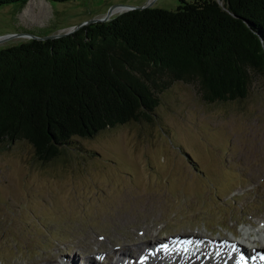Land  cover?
I'll return each instance as SVG.
<instances>
[{"label":"rangeland","instance_id":"374dc122","mask_svg":"<svg viewBox=\"0 0 264 264\" xmlns=\"http://www.w3.org/2000/svg\"><path fill=\"white\" fill-rule=\"evenodd\" d=\"M115 3L173 9L178 0L1 5L0 36L13 37L0 47L25 38L16 33L68 31L103 17ZM72 140L76 147L63 159L49 161L38 159L26 140L0 142V264H125L124 258L140 264L145 252L152 256L147 264H225L235 252L226 240L244 239L246 231L255 239L253 229L264 228L260 71H251L244 97L226 101H206L196 82L173 80L159 93L150 120ZM181 236L197 243V236L219 239L220 259L207 261L210 252L201 249L188 251L189 261L179 250H150Z\"/></svg>","mask_w":264,"mask_h":264},{"label":"trees","instance_id":"16d2710c","mask_svg":"<svg viewBox=\"0 0 264 264\" xmlns=\"http://www.w3.org/2000/svg\"><path fill=\"white\" fill-rule=\"evenodd\" d=\"M22 37L0 47V142L26 140L42 161L63 159L73 137L150 120L173 80L226 101L247 94L251 71L264 74V0H178Z\"/></svg>","mask_w":264,"mask_h":264},{"label":"bare ground","instance_id":"6f19581e","mask_svg":"<svg viewBox=\"0 0 264 264\" xmlns=\"http://www.w3.org/2000/svg\"><path fill=\"white\" fill-rule=\"evenodd\" d=\"M123 9H125V7L119 6L115 9V11L117 13V11H122ZM253 231L256 233L255 239H251L252 233L246 231L244 233V235H246L245 236L246 238L239 239V241H236L233 239H228V240H226L225 243H223L224 245H226V243L228 242L230 247L234 246V249H235V252L233 254H231L230 257L224 259L226 261L225 264H233L232 262L234 260H235L234 264H264V259H262L261 256L259 255V253H261V252L264 253V228L262 229L260 227L257 229H253ZM178 237H175V238L173 237L172 239L167 240V242H165L166 247L165 246L161 247L163 245L154 246L150 250H154V251H152L153 254H155V251H157V250H158V252H160V254H162L161 252H163V251L178 252V250H179L180 252L178 255L181 256L182 258H186V261H189V260H192L193 257L185 256L186 254H188V251H190L191 249H201L203 251H206V253L210 252V257L207 259V261L213 262V261H217L220 259V253L215 251V250L221 249L222 246H224V245L220 243L219 239H213V237H207V236H205V237L204 236H197L199 238V241L197 243L196 242L197 238H195L194 240H191L192 237L190 238L189 236H186V237L181 236L182 238H178ZM204 239H207V240H204ZM256 240L257 241L260 240V244H262V245L258 246V242ZM188 241H191V242L188 243ZM211 241H212V243H211ZM201 242L206 243L204 248H198L199 247L198 245ZM240 242H243V243H240ZM169 243L171 245V250H170V247H169V250H167ZM241 244H243L244 250H247V252H245L243 249H241V246H242ZM255 244H257L256 247H254ZM159 250H162V251H159ZM183 250H186V251L184 252ZM163 254L166 255L165 252ZM199 254H200V252L198 253V255ZM142 255H144V257H142ZM145 255H148V256L145 257ZM203 257H205V256L203 255ZM151 258H152V256L149 254H146V252H145V253L140 254V258L138 260H140L139 261L140 264L142 263V261L145 262V264H147L149 260L151 261ZM241 258H243V261H241ZM229 259H232V261H230ZM124 260H125L124 261L125 264H128V263L133 264V262H134V261L133 262L129 261L125 258H124ZM153 261H154V263L156 262L155 260H153ZM196 263H197V261H195L193 264H196Z\"/></svg>","mask_w":264,"mask_h":264},{"label":"water","instance_id":"95a60500","mask_svg":"<svg viewBox=\"0 0 264 264\" xmlns=\"http://www.w3.org/2000/svg\"><path fill=\"white\" fill-rule=\"evenodd\" d=\"M119 6H122V7H125V9H128V8H134L133 5H129V4H120V3H115V4H112L106 14L103 16V17H100V18H94V19H90V20H84L83 22L79 23V24H76L72 27V29L68 30V31H65L63 33H54V34H51V35H45V36H35V35H32V34H29V33H26V32H21V33H16L14 34L15 36H27V37H37V38H48V37H55V36H59V35H62V34H66L68 32H70L71 30L73 29H76L77 27H79L80 25H82L83 23H86V22H92V21H96V20H106V19H109V17L111 16V14L115 11V9ZM144 6H148L147 4H143L141 6H139L140 8L144 7ZM9 37H13L11 35H4V36H1L0 37V41H2L3 39H7Z\"/></svg>","mask_w":264,"mask_h":264},{"label":"snow or ice","instance_id":"6c2138e0","mask_svg":"<svg viewBox=\"0 0 264 264\" xmlns=\"http://www.w3.org/2000/svg\"><path fill=\"white\" fill-rule=\"evenodd\" d=\"M191 241H188V243H190ZM166 247V246H165ZM262 259H264V257H261ZM241 261H243V258H241Z\"/></svg>","mask_w":264,"mask_h":264}]
</instances>
